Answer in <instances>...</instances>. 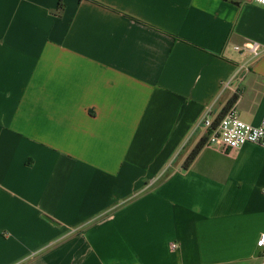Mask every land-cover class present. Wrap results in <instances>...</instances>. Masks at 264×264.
<instances>
[{
  "label": "crops",
  "instance_id": "1",
  "mask_svg": "<svg viewBox=\"0 0 264 264\" xmlns=\"http://www.w3.org/2000/svg\"><path fill=\"white\" fill-rule=\"evenodd\" d=\"M59 2L0 0V264H264V147L201 124H260L264 6Z\"/></svg>",
  "mask_w": 264,
  "mask_h": 264
},
{
  "label": "built area",
  "instance_id": "2",
  "mask_svg": "<svg viewBox=\"0 0 264 264\" xmlns=\"http://www.w3.org/2000/svg\"><path fill=\"white\" fill-rule=\"evenodd\" d=\"M254 2L264 6V0ZM234 49L238 52L248 51L255 56L264 52V48L254 41H247L242 46L235 45ZM226 86L228 87V84ZM201 124L206 130L205 140L209 143H219L227 149H234L245 143L264 147V116L260 124L252 125L240 119L233 106L220 117H214L211 109L207 108ZM256 245L264 260V232L259 235ZM171 247L176 248L177 244L173 242Z\"/></svg>",
  "mask_w": 264,
  "mask_h": 264
},
{
  "label": "trees",
  "instance_id": "3",
  "mask_svg": "<svg viewBox=\"0 0 264 264\" xmlns=\"http://www.w3.org/2000/svg\"><path fill=\"white\" fill-rule=\"evenodd\" d=\"M59 7H60V8L62 7L61 0H60V2H59ZM235 100H236V96H233V97H232V98L226 103L225 107L223 108L222 112L218 115V117L222 116V115L226 112V110H227L228 108H230V107L233 105V103H234ZM197 149H198V148L194 149V151L191 153V155L189 156L188 159H191V158L195 155V153L197 152Z\"/></svg>",
  "mask_w": 264,
  "mask_h": 264
}]
</instances>
